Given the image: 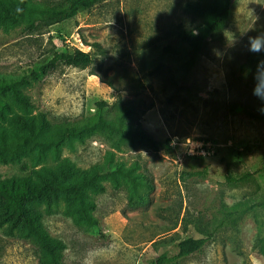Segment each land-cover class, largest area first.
Instances as JSON below:
<instances>
[{
	"label": "rangeland",
	"instance_id": "obj_1",
	"mask_svg": "<svg viewBox=\"0 0 264 264\" xmlns=\"http://www.w3.org/2000/svg\"><path fill=\"white\" fill-rule=\"evenodd\" d=\"M63 1L30 0V6ZM20 2L0 0V10ZM210 2L105 0L63 23H37L34 31L26 17L0 26V78L25 80L20 90L30 102L25 107L12 93L0 94V130L24 132L19 119L55 128L95 118L96 103L105 101L108 120L117 123L123 108H131L128 126L141 125L159 143L155 153L130 137L93 131L59 154L31 151L0 163V183H38L70 164L76 178L123 167L153 184L143 191L146 202L133 206L140 186L135 190L124 177L101 179L104 193L87 192L96 205L91 224L78 218L71 197L35 203L40 225L64 245L63 263L152 264L193 237L206 245L178 264H264V211L252 208L264 200V101L253 95L264 53L246 48L250 36L264 33V0H234L229 25L208 36L188 69L191 46L179 35L207 28L187 6ZM74 49L91 51L92 64L66 66L61 54ZM229 171L235 179L253 177L229 182ZM223 212L234 215L230 225L221 226ZM36 252L26 229L0 207V264H40Z\"/></svg>",
	"mask_w": 264,
	"mask_h": 264
},
{
	"label": "trees",
	"instance_id": "obj_2",
	"mask_svg": "<svg viewBox=\"0 0 264 264\" xmlns=\"http://www.w3.org/2000/svg\"><path fill=\"white\" fill-rule=\"evenodd\" d=\"M105 0H65L59 3H44L39 7H31L30 0H21L14 8H3L0 10V26L18 25L22 18L30 19L31 29L37 30V23L48 27L74 19L81 12L90 10ZM234 0H213L205 5L189 4L187 8L202 17L206 22V32L195 34L181 32L179 37L183 43L191 46L190 60L186 64L188 69L196 57L202 52L209 35L226 28L230 23L232 5ZM93 47V46H91ZM100 52H104L99 44H95ZM62 61L66 66L85 69L93 62L91 51L84 52L74 49L72 52L61 54ZM53 62H49L43 68L46 73L53 68ZM25 80L13 81L0 78V94L10 92L13 98L25 107L30 106L29 99L23 96L20 86ZM3 107H7L5 104ZM98 108L95 118H83L76 121H63L57 127L52 128L46 120L36 126L34 122L19 119L24 132L7 133L0 130V163H13L20 160L25 154L37 151L40 157L46 152L59 154L65 143L83 139L93 131H109L118 133L121 137H130L133 145H142L155 153L160 150L158 141L149 134L141 125L136 128L130 127L127 120L133 114L128 107L123 108L118 122L114 123L106 118L104 110L110 105L105 101L96 103ZM252 118L259 116L246 112ZM135 168L125 169L117 167L114 170H95L88 175L76 178L77 172L70 164H65L57 173H48L40 177L38 183L27 181L26 183L10 182L0 183V207L6 217L13 220L17 225L26 229V237L35 243L40 264H65L61 261V249L64 245L52 239L49 233L38 222V216L34 212V204L40 201L57 199L60 195L71 197L76 203L75 212L78 218L87 224L93 221L92 212L96 205L88 202L87 192L89 189L105 192L100 183L103 178H111L118 182V177L128 179L136 190L139 186L143 189L136 196L130 198V203L135 206L146 202L147 197L143 191L150 192L154 189L151 182H139L134 175ZM253 177L247 174L235 179L231 172L227 173V180L245 181ZM264 211V200L252 206ZM234 219L231 212H223L221 226L230 225ZM207 243L205 238L188 237L177 245L178 253L170 256L167 252L160 254L153 260L152 264H178L184 258L200 252Z\"/></svg>",
	"mask_w": 264,
	"mask_h": 264
},
{
	"label": "clouds",
	"instance_id": "obj_3",
	"mask_svg": "<svg viewBox=\"0 0 264 264\" xmlns=\"http://www.w3.org/2000/svg\"><path fill=\"white\" fill-rule=\"evenodd\" d=\"M247 51L252 54L264 53V33L256 36H250L246 45ZM257 85L253 90V95L264 101V60L257 65ZM264 112V108L260 109Z\"/></svg>",
	"mask_w": 264,
	"mask_h": 264
},
{
	"label": "built area",
	"instance_id": "obj_4",
	"mask_svg": "<svg viewBox=\"0 0 264 264\" xmlns=\"http://www.w3.org/2000/svg\"><path fill=\"white\" fill-rule=\"evenodd\" d=\"M79 50H82V49H79ZM83 51V50H82Z\"/></svg>",
	"mask_w": 264,
	"mask_h": 264
}]
</instances>
